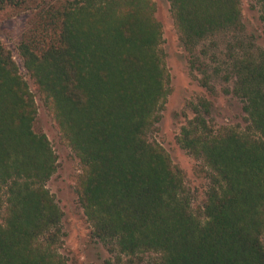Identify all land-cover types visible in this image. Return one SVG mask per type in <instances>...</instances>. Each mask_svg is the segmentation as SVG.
Returning a JSON list of instances; mask_svg holds the SVG:
<instances>
[{
  "label": "trees",
  "instance_id": "16d2710c",
  "mask_svg": "<svg viewBox=\"0 0 264 264\" xmlns=\"http://www.w3.org/2000/svg\"><path fill=\"white\" fill-rule=\"evenodd\" d=\"M168 1L191 71L205 87L223 75L247 115L245 128L216 130L203 100L182 127L180 147L208 168L197 210L151 139L170 94L152 0H61L38 12L19 56L80 161L76 194L94 239L150 264H264V49L245 37L241 0ZM255 2L264 21V0ZM27 4L0 0V11ZM225 37L212 72L209 53ZM38 109L0 42V264H69L64 213L46 186L58 158L34 130Z\"/></svg>",
  "mask_w": 264,
  "mask_h": 264
},
{
  "label": "rangeland",
  "instance_id": "374dc122",
  "mask_svg": "<svg viewBox=\"0 0 264 264\" xmlns=\"http://www.w3.org/2000/svg\"><path fill=\"white\" fill-rule=\"evenodd\" d=\"M60 1L28 0V4L21 12L0 11V42L12 52L21 74L35 94L39 109L34 130L47 135L58 158L57 172L46 186L55 196L64 213L65 236L62 252L69 260V264H150L151 257L147 256L139 262L119 256L93 238L91 225L76 194L77 179L82 172L80 161L62 137L53 111L45 105L37 86L29 77L23 60L19 56V46L25 33L40 21L38 12L48 6L59 5ZM152 1L156 4V18L163 26L161 50L170 73V94L160 112V121L155 126L151 139L157 141L168 152L173 165L182 171L186 190L192 198L194 210H197L202 208L206 201L209 185L208 168L201 160L194 158L180 147L178 138L182 127L194 117V106L203 100L211 102L208 120L216 130L225 127L245 128L247 115L243 110V102L233 94L226 92V89H231V84L223 80V75L213 76L209 87L202 85L201 79L204 75L194 73L190 69L187 54L180 42L170 2L168 0ZM241 9L247 41L254 38L256 45L264 49V21L261 19L255 0H241ZM227 40L226 37L219 38L217 47L210 46L212 49L207 63L212 72L226 59ZM208 45L209 43L206 44ZM216 57H219V62L215 61Z\"/></svg>",
  "mask_w": 264,
  "mask_h": 264
}]
</instances>
